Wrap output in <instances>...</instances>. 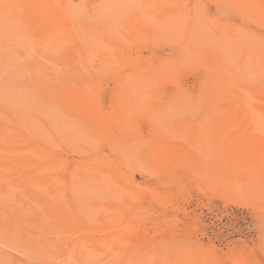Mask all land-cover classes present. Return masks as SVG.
Here are the masks:
<instances>
[{"label":"rangeland","instance_id":"1","mask_svg":"<svg viewBox=\"0 0 264 264\" xmlns=\"http://www.w3.org/2000/svg\"><path fill=\"white\" fill-rule=\"evenodd\" d=\"M67 1L68 2L71 1L70 4L73 5V7H75L77 4H78L77 7L81 6L80 8L84 10V11L82 10L84 12V14L83 12L82 14L84 16H87V13L85 15V12H87L85 10H87L88 8H92L93 7L92 4H95V2L97 3L99 0L98 1L82 0L81 2L80 0H67ZM121 1H124V0H121ZM199 1H202V2H199ZM199 1L198 0H177L180 7H181V3H183L182 8L184 9H189V8L198 9V7L196 6L199 5L200 10H197V11L199 15L204 14L202 15L204 16L203 17L204 21H206L205 20L206 17L212 18V20H217L218 18L219 21L221 22L224 21L223 24L228 30L233 29L234 31H236L238 40H234L230 42V40L226 38L225 41L227 43H232L231 45L235 43L233 45L234 47L231 46L232 48L230 49H233L236 47L240 48V50L237 53L238 54L237 57L241 56V52H243L242 56H244V50L242 51L243 46L245 48L244 41H246V44H247L246 46H249L255 43L257 44L256 47L258 48H261L260 46H264V7H263L264 0H230V1L229 0H210V1L199 0ZM222 1L225 4L221 3ZM239 2H242L243 5L242 4L239 5ZM81 3L84 6H82ZM128 3L129 4L127 5V7L129 6L128 7L129 9L132 8L133 10H137L141 8V7H138L137 0H129ZM201 3H203L205 6H203V4ZM135 4L137 5L138 8L134 9ZM244 5H246L245 7L249 9H252V10L256 9V10L250 11L248 9V10H245L246 12H242L243 10L242 8H244ZM239 10H241L242 15ZM23 11L28 12L27 9L26 10L22 9V12ZM201 15H200V18H202ZM243 16H247V18L249 19L245 17L242 18ZM253 20L254 22L256 21L255 23H257V25L253 22ZM30 22L31 21H29V24L31 26L33 21L31 23ZM231 24L232 26L233 25L234 26L230 27ZM35 25L31 27L34 28L36 27ZM235 26L236 28L239 27L240 29L241 28L242 29L241 30L234 29ZM151 27H153V29ZM151 27L150 28L152 30H155V29L157 30L158 28L156 23L154 25H151ZM33 28H31L32 35H30L31 34L30 31L28 32L27 30H24V33H22L21 31L23 30L21 28L19 27L16 28L13 26L10 27V30L12 29L11 31L10 30L6 31L7 29H3L4 31L8 33L3 32L2 34L1 32L2 30L0 31L1 32L0 35H4L3 38L0 39V45L2 43V47H3L2 48L0 46L1 48L0 49L1 50L0 51V54H1L0 56V100L1 101L0 103H8L9 101L16 100V102L18 103L17 107L22 112V115L24 116V118L27 120H30L36 126V129L35 127L31 128L32 133L34 130L39 129V131L43 133V134L40 133L41 136L46 134L45 136L50 137L49 135L53 134V136H55L54 140L55 139L58 140V142L57 140L54 141V143H56V145L54 144L56 146L54 147L55 150L52 147H50L53 144V142L50 143L51 141L49 142L51 144L50 145L46 143L47 142L46 139L45 140L42 139L43 141H46L45 142L46 145L45 143L43 144L40 143V144H42L45 148L47 147V150L49 148L48 152L50 151L52 158H54L53 161H51V163L53 162L54 164L55 162L54 165L56 166L57 164H59L57 166L58 171L56 173L58 174L60 181L61 179L62 181H64L63 183L62 181L61 183L59 182V184L62 185L60 186V188L61 187L62 189L64 188L63 190L65 191L64 200H63L65 205L73 209L74 207L76 208V205H75L76 198L74 199V196H77L78 192H76V190L79 189L80 191L79 194L84 195L83 193L86 192L85 197L87 198L89 197V200L91 199V201L88 200L89 202L88 203L86 202L87 199L86 201L84 199L83 204H85L87 207L85 205H82L84 208L85 207L86 208L85 209L81 208L80 211L76 210V214H80V212L84 209L83 212L84 213L87 212L86 214L90 215L94 211V207H95L94 202L101 201L102 204L100 207H106L107 209L105 210L107 212L111 213L112 209H116L118 206H120L121 209L117 211V214L120 217L122 216L121 218L123 220L124 219L128 220L130 218V220H136L138 222L135 221L134 222L135 225L125 229L127 232L124 236L125 239H123V242H122V244L125 245V248H123L122 246L119 247L118 246L120 245L119 242H116L115 244L119 248L115 249V251L112 254H109L106 248H105L106 250L105 251V250H101V249L94 247L96 245V242L102 239L101 237H99V240L97 236H96L97 239L94 238L93 241L95 245L92 242L93 243L92 246L94 247L92 248L89 242L85 243L82 240L80 241V239H78L77 237L74 238L73 235L63 236V237L55 236L54 234H52V232H54L55 230H58L60 227V224L50 225L48 227V230L50 233H47L46 235H41V236L38 235L39 237L38 236H28V237L27 236H24V237L16 236L17 237L16 238V237H10V236H0V264H123V262H126V261L128 262L129 260H131L132 257L137 256V255L144 257L145 259L143 258V260H147V261H144L145 263L141 262L142 264H191V262L192 264H194L195 262L196 264L198 263L203 264L205 260H206L205 262L208 264L209 263L211 264V260L214 261L212 264H216V263L217 264H264V171H263L264 167L262 168V170L260 171L258 170L259 172H257V171H254V168L257 165L255 164L257 162V159H252L254 162L253 161L244 162L243 160H238L239 157H241V153H239V151L242 149V144H244L245 142H247L249 146L247 143H245L243 147L245 146L246 149L248 150L252 149L256 151L258 150L262 151L263 159H264V138H204V139L203 138H188V139L184 138L183 140L185 141L182 142V138L181 139L165 138V134H162L164 133L162 130L164 129V126L162 125L156 126L154 122L160 116H163L164 121L166 120V122L169 120L174 121V122L181 121L182 125L189 131L188 132L186 130L187 134L191 136L193 134H190V131L192 130L191 132H193L194 130L196 131L198 129V127L201 124L200 122L198 123V121H201L202 116L205 115V107L209 101L208 96L210 94L216 96V94H218L219 92H222V91H219L220 89L218 90L216 89L218 88V86L216 85L217 79L215 75L213 77V73H211L212 75L210 74L211 69H209V67L216 66L214 67L215 72H217L216 70H219L218 72L224 71L223 73H226L227 71L226 69L224 70V68L217 67L219 56L217 52H214L216 50L212 51V54H211V51H209L215 46V45H212V41H210V38L211 40L212 39L214 40L213 42L214 44L218 43L216 39L211 34H209L208 36L206 35L205 38L203 37L201 41H203V44L205 43L204 44L205 46L207 43L208 47L206 46L207 48H204L202 52L199 53L200 55L198 54V57L196 56L193 61L190 60L188 63H184V65L182 66H184L185 68L182 66H178L175 72L173 73L174 77L173 76L169 77L170 80L168 79V76H165V75H160L159 76L160 79L158 78V80H154V81L149 80V82L153 83V86L155 88L153 86L151 87L152 93L151 95L150 94L147 95L146 98H140V97L137 98L133 95L132 92L134 91V87H133L134 84L132 82L134 81L135 83L136 80L138 79L136 76L139 73V71L151 66L149 64V66L147 67L148 63L152 62L151 64L155 68L160 67V66H157V65H161L160 63H163L162 66H166L168 64L169 66L171 65L172 67L173 65H175L176 63H174L175 62L174 57L176 56V49L179 48L180 46L179 44L181 43V40H180L181 35L176 36L175 38L171 39L172 41H174L173 43H171L172 41L166 40V39L165 41L167 43H165L163 40L164 38H161V37H158L156 39H151V40L149 39L147 40L145 38L142 42L134 41V42H139L135 44L134 42H132L133 44L125 43L128 46L124 47L121 50V52L124 51L123 54L128 53L127 55L124 54V56L127 57L128 59L126 58L125 60L118 61L116 63L118 64V66L114 67V68H117L118 71L113 70L114 68L111 67L113 68L112 70L111 68H109L111 72H108V70L101 69L102 61H101L99 54L89 53L86 59L83 60L82 58H85L84 50L81 49L83 56L81 52L79 51V49L73 52L70 50H66L68 55L69 54L74 55V53L76 52L75 55L73 56V59L75 62L77 58H79L78 61H76L77 63L76 62L75 63L77 64L79 68L81 64L82 66L80 68L81 70L83 71L86 70V72L90 73V76H92L91 75L92 73L93 75L94 74L97 75V73L100 75V76L95 75L93 77H90L93 79L94 77L97 78L99 76V78L96 80L95 79L90 80L89 78L88 82L91 88V93L88 94L90 97L89 99L91 100V101L89 100L90 101L89 104L91 103L92 107L94 106H97V107L91 108L92 112L90 111L91 113L86 115L85 111L89 110V107H86V108L76 107L73 109L64 108L62 107V96H58L57 98H54V100L52 99L51 102L47 101L46 99L43 100L42 98L36 95L37 89H34L27 84V81H26L27 77L25 76V73H27L28 70H31V68L35 67L34 65L35 60L32 58L34 57L33 54H36V50H37L36 48L38 47L37 44L39 43V39L37 38L36 40V38L33 37V35L34 36L37 35L35 34L36 29H33ZM13 29L14 30L17 29V30L14 31ZM250 29H251V33L252 32L253 33L252 34L250 33V35H248L250 32ZM239 30L241 32H239ZM246 30H248V32H245ZM244 33L246 34L245 36H243ZM115 34L117 35L118 31H115ZM174 34H176V31H174ZM253 34H254V37H253ZM247 36H248V39H247ZM28 37L30 38L33 37L31 38L32 39L31 41L36 40L37 43L34 45V42L36 41L31 42L30 38ZM244 37L246 40L244 39ZM109 38L111 40V36ZM205 39L207 41L209 40L210 42L209 41H208L209 43L205 42L206 41ZM160 40H162L164 43ZM169 41H170V44L172 45L168 43ZM151 43L153 45H150ZM239 43H240V46L238 45ZM15 44L19 48L15 47ZM100 44L98 46H100ZM143 44H145L146 46L145 45L143 46ZM20 45H21V48H20ZM210 45L212 46V48ZM219 46H220V43L216 45L217 48ZM32 47L34 48L33 49L34 52L32 51ZM12 48H14V50ZM126 48L129 51L128 50L126 51L125 50ZM31 51L33 53H31ZM12 52H14L15 54L12 55L11 54ZM4 53H6L5 56H4ZM21 53L24 55H22ZM26 53L27 54L31 53L30 55L32 58H29L26 62L24 61L25 66H23L22 60L27 55ZM149 53H151V56L153 55L154 56L150 58L151 56H149L150 55ZM8 54L11 55L12 60L9 59L10 56L7 57ZM220 55H221L220 57H222V54ZM22 56L24 57L22 58ZM196 58L198 60H196ZM13 59L15 62L13 61ZM31 59L34 62H32ZM163 59H164V62L162 61ZM238 59H241V57ZM128 60L129 61L131 60V61L129 62ZM28 61H30V63ZM132 61L135 62V66H133L132 64L128 65V63H131ZM31 62L33 63V65ZM79 62L81 63L79 64ZM260 63L261 62H257V64H260ZM119 64L121 66H119ZM145 65L146 67L143 68V66ZM84 66L85 67L89 66L90 70L92 69V71H90L89 68H85ZM256 69L258 70L259 68L257 67ZM93 70H95L97 73H95ZM257 70H252V74H253L252 76H254L253 77L254 80H258L262 74L261 73L262 70L261 71L258 70L260 74L258 73ZM114 71H117V72H114ZM126 74L127 75L133 74V75H129L130 78L125 79V76L127 77ZM205 76L207 77L205 78ZM229 76L227 78H229ZM208 77H211V79L209 80ZM172 78L175 82L177 80V83H175L172 80L174 82L173 83L171 81ZM129 79L131 82L130 85L133 84V86H128L130 88L131 93L128 94L129 95L128 99L130 101H127L126 104L127 106L129 105L130 106L127 107L128 109L126 110L129 112L126 111L127 114L125 115L127 116L129 120L130 119L131 120L129 122V120L127 119V123H125L126 125L124 126L122 123L121 117H118L117 115V114H120L119 116H121L122 115L121 113H124L122 112L124 110V106H122L120 103H116L118 102V100L116 101V99H114V97H116L114 95H116L117 89H120L119 87H122L125 85L126 82H129ZM144 80L147 81L148 79L144 78ZM238 81L241 82V80H237V82ZM240 82H239V85H240ZM176 87L177 88L180 87L179 89L180 91ZM160 91L162 93H160ZM180 92H183V94ZM201 92L204 94L203 97H202ZM224 92H227V91L225 90ZM224 92H222L223 95L222 94L221 95H222V98L225 99L226 101L229 98L230 93L227 92L226 93L228 95L227 96ZM256 92L257 91L255 90L251 91V94H252L250 96L251 101L255 99L256 97L255 94L258 95V93ZM7 99H9V101ZM168 100L172 102L173 104L172 103L168 104ZM52 102H55V103H52ZM134 102L136 103V106L138 107L134 105L135 104ZM191 103H193V105ZM188 104L190 107L188 106ZM256 104L258 108L260 109L264 106L261 103H256ZM171 105H174L173 107L180 106L179 107L180 111L177 109V107L174 110V108H172ZM167 106L169 107V109ZM134 107L136 108L137 111L134 109ZM158 107L160 109H157ZM161 108L165 110H162ZM189 108H191L192 110H190ZM262 109L264 110V108ZM171 111H174V113L172 114ZM191 111H194L197 113H192ZM162 112H165V113H162ZM188 112H191V113L188 114ZM98 113L101 114L100 115L101 117L99 116V118H97ZM170 113H171V116H170ZM95 114H97L96 115L97 117L94 116ZM115 116L117 117V119H114L116 118ZM92 117L93 119L96 117L95 118L96 120L95 119L93 120ZM9 118L5 119L6 122L5 121L3 122L2 121L3 119L0 118L1 119L0 123L3 122L1 124L6 125V126L4 125L2 126L0 124V131L2 129H6L8 132V136L12 138V137H15L16 134H18L19 132L23 130L16 129V127L18 126V124H16L17 123L16 117L14 119V116H12L11 118V115H10ZM11 119L16 120L15 121L16 123H14V120L12 121ZM149 119L151 120L149 121ZM97 120L98 122L95 123V121ZM113 120L114 121L117 120L116 121L117 123L114 122ZM153 122L155 126L151 124ZM191 122L192 124H194L193 126ZM7 123H9L8 125H13L11 126L12 130L7 125ZM188 123L190 124V127ZM120 124L122 125L120 126ZM128 125L130 128L128 127ZM14 126H16L15 127V130H17L16 134L14 133L15 131H13L14 128H12ZM21 126L22 125L19 124L18 128ZM194 126L196 127L194 128ZM156 127H160V128L156 129ZM191 127H193L194 130ZM152 128L153 129L155 128V131H152V132L154 133L156 132V134L154 133L152 134L151 132V130H153ZM128 130H130V132ZM157 131L159 132L157 133ZM38 132L34 131L35 134L40 135ZM38 139L40 140L39 137ZM170 139L173 141H170ZM31 140L32 142H36L34 140V137L31 138ZM42 140H40L39 142H43ZM120 142L122 143V146L118 147ZM187 143L189 144V146H187L188 145ZM111 146H112V149L110 148ZM199 146H202V147H199ZM255 146L257 147L258 150L256 149ZM113 147L116 150H114ZM189 147H191L192 149H190ZM201 148L202 150H204V153L203 151H201ZM117 149H119V151H117ZM122 149L123 150L125 149V150L124 152L121 153ZM198 149H200V151ZM125 152H127V154L130 156H128L127 154L124 155ZM201 153L206 154V155H202ZM56 154L57 156H55ZM123 156H124V159H123ZM107 158L110 161H108ZM207 158L208 159L210 158V160H208ZM56 159H57V162L55 161ZM105 159L106 161L100 162V160L103 161ZM134 160L136 162V165H134L135 162L133 163ZM9 161L10 163L16 162V164H18V162L22 160H18V161L14 160V162L13 160H9ZM9 161L7 160L6 163H9ZM107 161L110 164L109 163L106 164ZM185 161L187 162L185 163ZM84 162H87V163H84ZM97 162L99 164H97ZM239 162H242V164H240ZM92 163H94V166L92 165ZM130 163H133V164L130 165ZM250 163H253V164H250ZM84 164L86 166H84ZM60 165H63V168ZM90 165L91 167L88 168ZM131 167L134 169H132ZM228 167L231 168V171L228 170L230 169ZM60 168H62L64 171L63 170L61 171ZM75 168H78V170ZM80 168L81 170L83 169L84 171L88 170L87 171L88 173L84 172L83 174H81L80 172H82L83 170L81 171ZM106 169L108 170V172ZM124 169H126L127 171L125 170L124 172L123 171ZM130 169H131V172H129ZM74 170H76V172ZM226 170L229 171V174L226 173ZM2 172L3 173L7 172L6 173L7 176L9 174L8 176L9 179H13L14 184L17 183L18 189H21V188L24 189V187L21 186L23 183L19 181L18 179L17 180L14 179L15 178L14 176H16V174H14L15 173L14 170L12 169L4 170L3 169ZM11 172L13 174H11ZM203 172L204 174H202ZM239 173H240V176L238 175ZM104 174H106L105 179L108 178L105 181L106 182L108 181V182L106 183L104 181L103 183L101 182L102 183L101 184L100 181L97 180V178L99 177L98 175H101L100 177L103 178ZM121 174H125V175L121 178L122 176ZM126 174L132 175V176L129 175L131 178L130 179L131 182L129 181L130 183L127 182L128 179L125 178ZM227 174L230 175L231 177H229ZM76 176L79 177L80 179L79 181H78V178L76 180ZM207 176H209V178ZM94 177H97V178H94ZM236 178H239V179H236ZM70 179H75V180H70ZM230 179L234 183H232ZM32 180L34 181L38 180L37 182H39L41 178L39 180V178L36 176ZM120 180L122 182H120ZM109 181L111 183H109ZM220 181H223V182H220ZM19 182H21V184ZM84 182L87 184L85 185ZM228 182L232 184H228ZM244 182H247V183H244ZM67 183H69V185L73 184V188H76L72 190L73 192H71L72 194L74 193L73 195L69 191H66L68 190V187H69ZM78 183H82V185L84 184L83 187L85 190L82 189L83 187L79 188L81 184H78ZM219 183H221V185ZM134 184H136L135 187H133ZM240 184L242 185L240 186ZM244 184H246V186ZM18 185L21 187H19ZM75 185H78V187L77 186L74 187ZM209 185L210 186L212 185V186L210 187ZM229 185H231L233 189ZM239 186H240V189H243V190L245 189L244 190L245 193L242 192L243 190L239 189ZM251 186H253V188ZM41 187L47 198H53L56 195L54 193L53 188L49 187L50 188L49 189L48 186L40 185V188ZM229 188H231V190ZM22 189L21 191L25 192L24 191L25 189L24 190ZM257 189L260 190V193ZM246 190H247V193H246ZM47 191L48 192L52 191L53 194L52 193L50 194ZM132 191H134V193ZM241 192L244 194H242ZM255 192H258V193H255ZM248 193H250V195ZM254 193L256 194L257 197L255 196ZM247 194L250 198L247 196ZM260 194H262L263 198L261 197ZM82 195H80L81 198L84 197V196L82 197ZM116 195L117 197L118 196L121 197L122 195V197L117 198ZM70 196L74 200V202L70 198ZM110 196H112V198ZM238 196H241L242 198L240 197L239 199ZM81 198L79 199L82 200ZM101 198H103L104 200ZM257 198H259V200H257ZM79 199H77V201ZM40 200L41 199L34 197L32 199V203H35L34 205L38 206V204L41 203L42 201ZM124 206L127 208H125ZM90 207H91V210L89 209ZM96 207L98 208V206ZM95 210H96L95 212H97L95 217L102 214V212L100 211L102 210L105 211L104 208L102 210L101 208L100 210L95 208ZM106 211L103 213L107 214ZM134 211L137 213H135ZM130 213H132L133 216L130 215ZM94 215L95 214H93L92 216ZM133 217L135 219H133ZM95 225H99V224H95ZM21 238L24 240H22ZM82 242L85 244H83ZM181 244H183L182 247L180 246ZM106 245H108V243H106ZM261 245L263 246L261 247ZM193 246H195V248ZM186 247L188 248V250H186L187 249ZM183 250L184 252H182ZM153 253L154 255H152ZM182 253H186L187 255L186 254L184 255H186L187 257H184V255H181ZM205 257H209L210 260L207 262L208 258L205 259ZM149 258L150 260L153 258L152 263H149L151 262L150 260H148ZM197 258L200 260L199 262ZM200 258L201 259L204 258V259L201 260Z\"/></svg>","mask_w":264,"mask_h":264},{"label":"bare ground","instance_id":"2","mask_svg":"<svg viewBox=\"0 0 264 264\" xmlns=\"http://www.w3.org/2000/svg\"><path fill=\"white\" fill-rule=\"evenodd\" d=\"M81 1L82 0H80V2ZM96 1H98V0H96ZM128 1L129 0H124V1H121V0L120 1H118V0H99L97 3L95 2V4H92L93 5L92 8L87 7L88 9L85 10V11H87V12H85V15L87 13V16H84L83 15L84 10L82 8H80L81 6L77 7V5H78L77 4L75 7H73V5L70 4L71 1L68 2L67 0H0V31L2 30L1 31L2 34H3V32L10 30V27H12V26L16 27V28L17 27L21 28L23 30V31H21L22 33H24V30H27L28 32L30 31V33H31V30H32L31 28H33L31 26H34L36 23L35 26L37 28L36 27L33 28V29H36L35 34H37L36 35L37 37L34 35H33V37H35L36 40H37V38L39 39V43L37 44L38 47L36 48L37 49L36 54H33V56H34L33 58L30 55L31 53L34 52L33 51L34 46L32 45L33 46L32 47L33 52L31 51L30 54L26 53L28 56L26 54H25L26 55L25 57L22 56V58L24 57V59L22 60L23 66H25L24 64L29 58H32L35 60V64H34L35 67L31 68V70H28L27 73H25V76L27 77V80H26L27 84L30 87L37 89L36 95L39 96L40 98H42L43 100L46 99L47 101H50V102L52 101V99L54 100V98H57L58 96H62V107L68 108V109H73L76 107H84V108L89 107V110L85 111V114L87 115V114L92 112L91 108L97 107V106L92 107L91 103L89 104V102L91 100L89 99L90 97L88 95L91 93L90 84L88 82L89 78L95 76L96 74L93 75V73H92L91 74L92 76H90L89 72H86V70H84V71L81 70L80 69L82 67L80 64L81 62H79L80 68L76 64L77 63L76 61H78L79 58H77V60L75 61L76 63L74 62V59H73V56L75 55L76 52L74 53V55H70V54L68 55L66 50H70L72 52L75 50H78V49L80 52L82 50H84L85 51V54H84L85 58H82L83 60L86 59V57L89 55V53L90 54H99L101 61H102L101 62V69L102 70H108V72H111V70L114 67L118 66V64H116L118 61H122V60H125L127 58L124 56V54H126V53L123 54L124 51L121 52V50L124 47L128 46L125 43L133 44L132 42H134V41H141L142 42L145 38L147 40L148 39L151 40V39H156L158 37L164 38L163 39L164 42L167 43L165 41V39L172 41L171 39L175 38L176 36L181 35L180 36L181 43L179 42L180 46L178 45L179 48L176 49V56L174 57V60H175L174 63H176L175 65H173L172 67H171V65L169 66L168 64L167 65L169 67L167 65H166L167 67L162 66L163 63H160L161 62L160 61L159 63L161 65H157L160 67L156 66L157 68H155L151 64L152 62L148 63L147 67L149 66V64L151 66H149L148 68H144V67H146V65L143 66L144 69L139 71L137 76L135 75L138 79L136 80L135 83H134V81L132 82L134 84V86H133V84L130 85L131 84L130 79H129V82H126V80H125V82L127 84L124 82L125 83L124 86H122V87H119L120 85L118 86L120 89H117L116 95H114L116 97H114V99H116V101L118 100V102H116V103H120L122 106H124V110L122 111L124 113H121L122 114L121 116H119L120 114H117V115H118V117H121L122 123L125 126L126 125L125 123H127V119H128L125 114H127V112H129L126 109H128L127 107L130 106V105L127 106L126 102L130 101L128 99V96H129L128 94L131 93L130 88L128 86L134 87V91L132 90L133 91L132 93L137 98L138 97L146 98L147 95H149V94L151 95V93H152L151 87L153 86V83L149 82V80L150 81L158 80L160 75L168 76V79H169V77H172V76L174 77L173 73L175 72V70L178 66L184 65V63H188L190 60L193 61L196 56L198 57V54L200 52H202V50L204 48L208 47L207 43H206V46H207L206 47L204 45L205 43L203 44V41H201V39L203 37L205 38L206 35L208 36L209 34H211L216 39V41L218 42L217 44L220 43V46L217 48L216 47L217 44H214L213 43L214 40L213 39L211 40V38H210V41H212V45H215V46L212 48V46L210 45L213 50L212 49L211 50L208 49V50L211 51V54H212V51L216 50L214 52H217V54L219 56L217 67L218 68H224V70L226 69L227 71H226V73H223L224 71L218 72L219 70H216L217 72H215L214 67H216V66H212V67H209V69H211L210 74L213 73V77L215 75V77L217 79L216 85L218 86V88H216V89L217 90L220 89L219 91H222V92H224L226 90L228 93H230L229 98L225 101V99L222 98V95H223L222 92H219L220 94L218 93V94H216V96L212 95V94H210L208 96L209 101L205 107V115L203 114L204 116H202V120L198 121V123L199 122L201 123L200 126L198 127V129L196 131L193 129V127H191L195 131V132L193 131L194 133L191 132L192 130L190 131V134H193L192 136L187 134L188 130L182 125L181 121L180 122L179 121L174 122V121L169 120L166 122V120L164 121L163 116H160L157 118V120L154 121L156 126L157 125L158 126H161V125L164 126V129H162L164 133H162V134H165V138H167V139L168 138H177V139L182 138V142L185 141V140H183L184 138L185 139L186 138L187 139L188 138H203V139L204 138H264V110L262 109V108H264V106L261 108L262 109L261 110L260 108H258V106L256 104V103H261L262 105H264V48H263L264 46H260L262 49L258 48V47H256L257 44L255 42H254L255 44L246 46L247 45L246 41H244L245 48L243 46V49H242V51L244 50V56H242L243 52H241V56H240L241 59H238L240 57H237V55H238L237 53L240 50V48L236 47V48L230 49V48H232L231 46H233L235 43L233 42L234 44L231 45L232 43H227L225 41L226 38L228 40H230V42H232L234 40H238L237 39V32L234 31L233 29L228 30L223 24L224 21L223 22L219 21L217 17H216L217 20H212V18L206 17L205 18L206 21H204L203 20L204 16H202L204 14H202V15L200 14L202 16V18H200V15L197 11V10H200L199 5L196 6V7H198V9H196V8L195 9L194 8L184 9V8H182L183 3H181V7H180L177 0H137L138 1V3H137L138 7H141V8L137 9V10H133L132 8L129 9L128 8L129 6L127 7V5L129 4ZM208 1H210V0H208ZM199 2H202V1H199ZM221 3H224V2L222 1ZM201 4H203V3H201ZM241 4H242V2H239V5H241ZM81 5H82V3H81ZM239 5H238V7H239ZM82 6H84V5H82ZM86 6H88V5H86ZM203 6H205V5L203 4ZM245 6L246 5H244V8H246V9L242 8L243 9L242 12H246L245 10L249 9ZM138 7L135 4L134 9L138 8ZM22 9H25V10L27 9L28 12H24V11L22 12ZM131 9H132V11H131ZM249 10L251 11L252 9H249ZM255 10L256 9H254L252 11H255ZM239 11L241 12V10H239ZM82 12H83V14H82ZM242 12H241V15H242ZM244 17L247 18V16H243L242 18H244ZM247 19H249V18H247ZM250 19H251V17H250ZM29 21H31V22L33 21L34 24L32 22V25L30 26ZM249 22H250V20H249ZM253 22H254V20H253ZM151 23H153V24H151ZM155 23L158 26V28H157V30L156 29L152 30L153 27H151V25H154ZM255 24L257 25V23H255ZM231 26H232V24L230 25V27ZM253 26H255V25H253ZM3 29H7V30L4 31ZM234 29L238 30L240 28L239 27L236 28V26H235ZM15 30H17V29H15ZM240 30H239V32H241ZM115 31H118L117 35L115 34ZM174 31H176V34H174ZM242 32H244V31H242ZM245 32H248V30H246ZM6 33H8V32H6ZM250 33H251V29H250V32L248 35H250ZM30 35H32V33ZM245 35L246 34L244 33L243 36H245ZM0 36H2V37H0V39H2L4 35H0ZM110 36H111V40L109 38ZM33 37H31V38H33ZM253 37H254V34H253ZM28 38H30V37H28ZM31 38H30V41L32 40ZM244 39H245V37H244ZM247 39H248V36H247ZM255 39H256V37H255ZM36 40H34V41H36ZM34 41H31V42H34ZM100 41H102V42H100ZM160 41H162V40H160ZM170 41L168 42L169 44H170ZM208 41L206 40L205 42H208ZM219 41H221L222 43ZM173 42L174 41H172L171 43H173ZM36 43H37V41L34 42V45ZM135 43H139V42H134V44ZM240 43L238 44L239 46H240ZM99 44H100V46H98ZM157 44H158V42H157ZM144 45L145 44H143V46ZM150 45H153V44L151 43ZM170 45H172V44H170ZM242 45H243V43H242ZM0 46L2 47V43ZM15 47H17L16 44H15ZM17 48H19V47H17ZM20 48H21V45H20ZM12 49L14 50V48H12ZM125 50L127 51L128 49L126 48ZM5 54L6 53H4V56H5ZM11 54L14 55L15 53L12 52ZM81 54L83 56L82 52H81ZM149 54H150L149 56H151V53H149ZM220 54H222V57H220L221 56ZM22 55H24V54H22ZM0 56H1V54H0ZM8 56H10L9 59L12 60L11 55L8 54L7 57ZM153 56H151L150 58H152ZM13 57H15V56H13ZM6 59H8V58H6ZM196 60H198V59L196 58ZM13 61H14V59H13ZM30 61H28V62L30 63ZM162 61L164 62V59ZM32 62H34V61L32 60ZM126 62H127V60H126ZM257 62H261V63L257 64ZM129 64H132L133 66H135V62H133V61L131 63H128V65ZM171 64H172V62H171ZM32 65H33V63H32ZM119 66H121V65L119 64ZM111 67H113V68H111ZM182 67H184V66H182ZM257 67L259 68L258 69L259 71L262 70V72H261L262 74L258 80H254V78H253L254 76H252L253 75L252 70H257L256 69ZM85 68H89V66H87ZM109 68H111V70ZM89 70H90V68H89ZM113 70H117V68H114ZM90 71H92V69ZM93 71L95 73H97L95 70H93ZM117 71H114V72H117ZM259 71H258V73H259ZM97 75H99V74L97 73ZM129 75H133V74H129ZM129 75H127V77L125 76V79L130 78ZM99 76L97 78L94 77L93 79L90 78V80L91 79L96 80L99 78ZM228 76H229V78H227ZM161 77H163V76H161ZM206 77L207 76H205V78ZM144 78L148 79V80L145 81ZM208 79L210 80L211 77H208ZM172 80H173V78L171 79V81ZM237 80H241V82L240 81L237 82ZM239 82H240V85H239ZM156 83H158V82H156ZM175 83H177V80ZM121 85H123V84H121ZM93 89H94V87H93ZM177 89L179 90L180 87ZM227 89H229V90H227ZM160 90H161V88H160ZM252 90L257 91L256 93H258V95L255 94V96H256L255 99L251 101L250 96L252 95L251 94ZM201 91H203V90H201ZM227 92H224V93L226 94ZM160 93H162V92L160 91ZM175 93H177V92H175ZM180 93L183 94V92H180ZM216 93H217V91H216ZM184 94H186V93H184ZM203 95L204 94L202 93V97H203ZM177 99H178V97H177ZM179 99H180V97H179ZM7 100L9 101V99H7ZM149 100H150V98H149ZM52 103H55V102H52ZM171 103L172 102H170L168 100V104H171ZM187 103H186V105H187ZM201 103H202V101H201ZM17 104L18 103L16 102V100L15 101L14 100L9 101L8 103H0V118L3 119L2 121L4 122L6 118L10 117V115H11V118H12V116H14V119L16 117V120H17L16 121L13 119L14 123L17 122L16 124H18V126H19V124L22 125L19 128L17 125H16L17 127L16 126L12 127V128H14L13 129V131H15L14 133L16 134V132H17V130H15V127H16V129L23 130V131L19 132L18 134H16L15 137H12V138H10V136H8V132L6 129L1 128L2 130L0 131V236H10V237H16V236H23V237L27 236L28 237V236H38V235L41 236V235H46L47 233H50L48 230V227L50 225L60 224L59 229L57 228L58 230H55L54 232H52V234H54L55 236H59V237L62 236L63 237V236L73 235L74 238L77 237L78 239H80V241L82 240L85 243L89 242V244H91L92 248L96 247V248L101 249V250H105V248H106V250H108L109 254H112L115 251V249H118L121 246L123 248H125V245L122 244L123 239H125L124 236L127 232L125 229L135 225L134 222L136 220H130V218L129 219L127 218L128 220H126V219L123 220L121 218L122 216L120 217L117 214V211L121 209L120 206H118L116 209H112L111 213L107 212L105 210V209H107L106 207H100L102 204L101 201L94 202V205H95L94 211L92 210L94 212V213L93 212L92 213L95 214L94 216H92L93 215L92 213L90 215L86 214L87 212L84 213L83 210L87 206L85 204H83L84 203L83 200L85 199V201H86V199H87L86 202H88L89 197L88 198L85 197V193H86L85 191H84L85 193H83L84 195L79 194V192H80L79 189L76 190V192H78L77 196H74V199L76 198L75 199L76 208L74 207V209H73V208L65 205V203L63 202L65 191L63 190L64 188L63 189H62V187L60 188V186H62V185L59 184V182L61 183L62 179L60 181V178H59L58 174L56 173L58 171L57 166L59 164H57V166H56V165H54L55 162H54V164H53V162L51 163V161H53L54 158H52L51 152L50 151H49L50 153L48 152L49 148L47 150V147L45 148L42 145L46 141H47L46 143H48V144L53 142L52 145H54V144L56 145V143H54V141L57 139L54 140L55 136H53V134L52 135L50 134L49 135L50 137L45 136L46 134L41 136V134H43V133H41L38 128H37L38 130H34V131L35 132L39 131L38 133L39 134L41 133L40 135L35 134L34 131L32 133L31 128L35 127V129H36V126L30 120H27L24 118V116L22 115V112L17 107ZM184 104H185V102H184ZM191 104L193 105V103H191ZM60 105H61V103H60ZM134 105L136 106V103ZM171 106H172V108H174V110L176 107L179 110V107H180V106L173 107L174 105H171ZM182 106H183V104H182ZM188 106H189V104H188ZM136 107H138V106H136ZM154 107H156V106H154ZM134 109L136 110L135 107H134ZM157 109H160V108L158 107ZM168 109H169V107H168ZM189 109L192 110L191 108H189ZM162 110H165V109H162ZM171 112H172V114L174 113V111H171ZM191 112L197 113L194 111H191ZM191 112H188V114ZM117 113H118V111H117ZM162 113H165V112H162ZM138 114H140V113H138ZM178 114H180V113H178ZM178 114H176V115H178ZM96 115L97 114H95L94 116H96ZM100 115L101 114L98 113V117L97 116L96 117L99 118ZM185 115H187V114H185ZM103 116H104V114H103ZM170 116H171V113H170ZM1 119H0V121H1ZM92 119H93V117H92ZM114 119H117V117ZM193 119H195V118H193ZM130 120H129V122H130ZM150 120L151 119H149V121ZM116 121H114V122H116ZM3 122H1V123H3ZM96 122H98V120L95 121V123ZM154 122L151 123V124H153V126H155ZM95 123H94V125H95ZM100 123H102V122H100ZM8 124L9 123H7V125ZM191 124H192V122H191ZM1 125L6 126L5 124H1ZM121 125L122 124H120V126ZM193 125L194 124H192V126ZM8 126L11 129V126H13V125H8ZM98 127H100V126H98ZM128 127H129V125H128ZM189 127H190V124H189ZM195 127L196 126H194V128ZM159 128L160 127H156V129H159ZM128 131L130 132V130H128ZM152 131H155V128L153 130H151V132ZM9 132H10V130H9ZM158 132L159 131H157V133ZM153 133L154 132H152V134ZM154 134H156V132ZM33 137H34V140L36 142H32L31 138H33ZM38 137L40 138V140L46 139V141L42 140L43 142H39L40 140L38 139ZM124 137H125V135H124ZM170 141H173V140L170 139ZM196 141H198V140H196ZM57 142H58V140H57ZM121 142L118 145V147L122 146L123 142L122 143ZM40 143H42V144H40ZM46 143H45V145H46ZM245 143H247V142H245ZM245 143L242 144V149L239 151V153H241L242 158L239 157L238 160H243L244 162L245 161L246 162L247 161L252 162L253 161L252 159H257L258 163L257 162L255 163L257 165L255 166L254 171L259 172L264 167L263 152L258 150L256 146L255 147L258 151L252 150V149L248 150V149H246L245 146L243 147V145H245ZM52 145L50 147H52L54 149V147H56V146L55 145L52 146ZM193 145H195V144H193ZM196 145H197V143H196ZM187 146H189V144ZM248 146H249V144H248ZM114 147H116V146H114ZM114 147H113V149H114ZM191 147H189V148L192 149ZM199 147H202V146H199ZM110 148L112 149V146ZM193 148H195V147H193ZM114 150H116V149H114ZM124 150L122 149L121 153L124 152ZM198 150L200 151V149H198ZM117 151H119V149H117ZM201 151H203V153H204V150H202V148H201ZM114 152H116V151H114ZM53 153H55V152H53ZM126 154H127V152H125L124 155H126ZM202 155H206V154H202ZM207 155H209V154H207ZM55 156H57V154ZM128 156H130V155H128ZM166 157H168V156H166ZM123 159H124V156H123ZM170 159H172V158H170ZM7 160L8 161L13 160V162H14V160L15 161L16 160L17 161L22 160V161H20L22 163L18 162V164H16V162L10 163V161H9V163H6ZM208 160H210V158ZM55 161L57 162V159ZM95 161H97V160H95ZM104 161H106V159L103 161L100 160V162H104ZM108 161H110V160L108 159ZM108 161L106 162V164L109 163ZM134 162H135V160L133 161V163ZM186 162L187 161H185V163ZM84 163H87V162H84ZM94 163H92L93 166H94ZM133 163H130V165ZM140 163H141V161H140ZM239 163L242 164V162H239ZM97 164H99V163L97 162ZM250 164H253V163H250ZM104 165H102V166H104ZM134 165H136V162L134 163ZM145 165H146V163H145ZM60 166H62V168H63V165H60ZM84 166H86V165L84 164ZM90 167H91V165L88 168H90ZM143 167H145V166H143ZM231 167H232V165H231ZM62 168H60L61 171L63 170ZM81 168H80V170H81ZM203 168H201V169H203ZM228 168H230V167H228ZM3 169L4 170H6V169L11 170L12 169L15 171L14 174H16V176H14L15 177L14 179L15 180L18 179L19 181H21L23 183L21 186L24 187L25 190L22 188L21 189L24 190L25 192H22L21 189H18L17 183L14 184L13 179H9V177H8L9 174L7 176L6 175L7 172L6 173H3L4 171L2 172ZM75 169L78 170V168H75ZM132 169H134V168H132ZM140 169H142V168H140ZM125 170L126 169H124L123 171L125 172ZM161 170H163V169H161ZM228 170L231 171V168ZM228 170H226V173L229 174ZM74 171L76 172V170H74ZM87 171L83 170L80 173L83 174L84 172H87ZM111 171H113V170H111ZM107 172H108V170H107ZM129 172H131V169L129 170ZM210 173H211V171H210ZM235 173H236V171H235ZM11 174H13V173L11 172ZM157 174H158V172H157ZM202 174H204V172ZM73 175H75V174H73ZM105 175L106 174H104V176H103L104 179L102 177H100L101 175H98L99 176V177L97 176L98 178L97 177H94V178H97V180L100 181V183L101 182L103 183L105 180L108 179V178L105 179V177H106ZM121 175H122L121 176V178H122L125 174H121ZM129 175L126 174V177H125L128 179V181L126 180L127 182L130 181V179H131L130 176H132V175H130V176ZM238 175L240 176V173ZM241 175H242V173H241ZM36 176L39 178V180L41 178V180L39 182H37L38 180L37 181L32 180ZM228 176L231 177L230 175H228ZM251 176H252V174H251ZM261 176H262V174H261ZM207 177L209 178V176H207ZM242 177H243V175H242ZM77 178L79 181L80 180L79 177L76 176V180H77ZM222 178H224V177H222ZM203 179H204V177H203ZM236 179H239V178H236ZM70 180H75V179H70ZM121 180H120V182H122ZM166 180H167V178H166ZM224 180H226V179H224ZM230 181H231V179H230ZM21 182H19V183L21 184ZM63 182L64 181H62V183ZM213 182H211V183H213ZM220 182H223V181H220ZM229 182H228V184L234 183L232 181H231L232 183H229ZM252 182H254V181H252ZM257 182H258V180H257ZM109 183H111V182L109 181ZM113 183H114V181H113ZM240 183H242V182H240ZM244 183H247V182H244ZM78 184H81V186L79 188L83 187V185H84V184L82 185V183H78ZM86 184L87 183H85V185ZM219 184L221 185V183H219ZM40 185L48 186V188L49 187L53 188L54 193L56 195L53 198H47L45 196V193H44L42 187L40 188ZM67 185L69 187H68V190H66V191H69L70 193L73 192L72 191L73 189H76V188H73V184L69 185V183H67ZM135 185L136 184H134L133 187H135ZM237 185H236V187H237ZM241 185L242 184H240V186ZM244 185L246 186V184H244ZM21 186H19V187H21ZM76 186L78 187V185H75L74 187H76ZM206 186H208V185H206ZM229 186H231V185H229ZM240 186H239V189H240ZM260 186H262V185H260ZM133 187H131V188H133ZM251 187L253 188V186H251ZM48 188H46V189H48ZM82 189H84V187ZM134 189H136V188H134ZM229 189L231 190V188H229ZM232 189H233V187H232ZM240 190H243V189H240ZM244 190L242 192H244ZM236 191H235V193H236ZM258 191L260 193V190H258ZM132 192L134 193V191H132ZM48 193L51 194L52 191L48 192ZM224 193H225V191H224ZM244 193H242V194H244ZM246 193H247V190H246ZM255 193H258V192H255ZM93 194H95V193H93ZM93 194H92V196H93ZM114 194H116V193H114ZM248 194L250 195V193H248ZM248 194H247V196H248ZM254 194H253V196H254ZM80 195H82V197L84 196L85 198L84 197L81 198ZM117 195H116V197H117ZM260 195L262 197V194H260ZM33 196L42 200V201L40 200L41 203L37 202V203H39L38 206L34 205L35 203H32V199L34 198ZM255 196H256V194H255ZM258 196H259V194H258ZM110 197L112 198V196H110ZM118 197H120V196H118ZM121 197H122V195H121ZM238 197L240 199L241 196H238ZM70 198H71V196H70ZM79 198H81L82 200H80ZM104 198H106V197H104ZM127 198H128V196H127ZM259 198H260V196H259ZM259 198H257V200H259ZM77 199H79L78 201L81 204L77 201ZM101 199H103V198H101ZM131 199H133V198H131ZM89 201H91V199ZM73 202H74V200H73ZM82 205H85L86 207L84 208ZM96 206H98V208ZM81 208H84V209L80 212V214H76V210L80 211ZM95 208L99 209V210H100V208H101V210L104 208V210L107 212V214L103 213L105 211L102 210V211H100V212H102V214L95 217L97 214V212H95L96 211ZM125 208H127V207H125ZM89 209L91 210V207ZM132 213H130V215H132ZM135 213H137V212H135ZM133 219H135V218L133 217ZM136 222H138V221H136ZM95 224H99V225H95ZM96 236L98 237V240H99V237H101L102 239H100L97 242L95 241L96 242V245H95L93 240H94V238L97 239ZM22 240H24V239H22ZM92 242L95 245L94 247L92 246L93 245ZM116 242H119V244H120V245H118L119 247L116 246V244H115ZM82 243H80V244H82ZM85 243H83V244H85ZM106 243H108V245H106ZM182 245L183 244H181L180 246L182 247ZM262 246L263 245H261V247ZM193 247L195 248V246H193ZM190 248H192V247H190ZM184 250L182 252H184ZM186 250H188V248ZM164 251H166V250H164ZM184 254H186V253H182L181 255H184ZM134 255H135V253H134ZM152 255H154V253ZM186 255H184V257H187ZM143 258L144 257L137 255V256L132 257L131 260H129L128 262L127 261L123 262V264H139L141 262L147 261V260H143ZM207 258H208V260H207V262H208L210 259H209V257H205V259H207ZM152 259L151 260H150V258L148 259L151 261L149 263H152V261H153ZM185 259H187V258H185ZM203 259L204 258H202L201 260H203ZM199 261L200 260L198 259V262ZM205 261L203 264L206 263ZM213 262L214 261L211 260V264ZM173 263H174V261H173ZM191 264H192V262H191ZM194 264H196V262ZM206 264H208V263H206Z\"/></svg>","mask_w":264,"mask_h":264}]
</instances>
